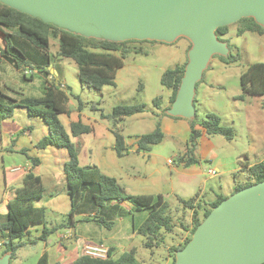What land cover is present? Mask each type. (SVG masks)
<instances>
[{
	"label": "rangeland",
	"instance_id": "rangeland-1",
	"mask_svg": "<svg viewBox=\"0 0 264 264\" xmlns=\"http://www.w3.org/2000/svg\"><path fill=\"white\" fill-rule=\"evenodd\" d=\"M228 27V33L219 38L233 49V54L238 53V55L231 62H226L217 54L210 58L201 81L195 86L193 100L195 116L192 119L164 114L166 106L169 105L170 90L161 84V76L165 70L183 65L187 61V52L191 43L183 36L177 37L172 42L134 40L128 43V46L140 47L144 51L127 53L123 59V66L117 69L115 84L105 85L101 90L81 86L76 63L70 58L57 55L58 42L52 35H49L47 52L39 50L22 37L11 36L10 44L20 48L27 57L28 65L24 67V63H21V68L16 69L7 61L0 62V100L6 103H11L6 99L7 96L41 95L45 89L47 76L40 67L47 65L48 68L52 66L57 70L56 74L50 72L48 78L64 83L69 93L71 112L69 115L58 116L65 130L70 134L69 122L78 120L93 128L90 133H83L77 137L70 135L71 141L79 148L78 159L81 165L95 164L102 168L104 164L116 161L127 166L130 172L140 175L156 166L158 170L155 171L154 176L159 178L161 185L166 188L163 192L167 194L168 214L174 231L164 233V240L157 247L140 246L141 259L146 261L144 264H167L166 260L169 257L168 264H171L170 247L177 244L180 239V224L189 225L191 220V209L183 205L179 198L187 199L198 195L200 204L207 206L216 195L228 197L233 193L237 183L244 184L251 180L248 172L242 168L245 167V163L255 164L264 160V94H244L243 98L238 97L243 94L241 74L250 63L264 62V27L260 32L246 31L242 35L236 34L238 22ZM23 68L33 71L32 78H28L31 72L26 74L27 77L23 75ZM75 96L83 103L80 111ZM155 98L159 99L157 105L154 103ZM138 103L145 105L144 111L119 119L117 127L130 145L141 134L152 132L156 122L160 121V129L164 136L161 142L151 146V157L156 160L154 165L150 162L151 159L145 162L141 154L131 150L122 157L118 156L112 147L114 138L110 132L111 121L101 117L110 114L115 105ZM208 113L218 115L221 125L230 128L233 137L227 139L221 134H203L198 139L197 149L192 154L196 160L186 164L184 168L185 162H178L176 154L185 155L191 129H201V121ZM27 127L31 129V133L27 134L29 137L19 133V130ZM47 133L48 129L42 117H29L23 106H15L12 116L2 121L0 209H3V200L10 199L14 189L21 185V181L18 180L6 187L4 172L11 170L12 167L24 165L27 158L32 164L31 157L34 156H37L41 162L34 166L33 172L41 176L45 187V196L33 200L34 205L43 207L44 200L54 201L64 197L62 193L65 189V176L62 168L66 160V150L54 145H49L46 149H36L32 146ZM147 154L144 152L142 155L147 157ZM168 158L173 160L172 165L167 162ZM131 165L136 169H131ZM114 167V170L119 171L116 164ZM173 168L185 169L192 175L183 183L181 176L174 172ZM209 169L215 170V174H208ZM171 185L174 191L169 188ZM58 190L61 192L56 195ZM93 190L94 185H88L83 192V200H79L78 197L74 200L75 221L71 232L75 231L77 235L75 238L87 236L98 226H103L101 230L107 231L105 225L97 219L102 217L106 223L110 222L109 219L119 216L117 211L110 209L109 216L112 219L105 217L91 200L90 194ZM56 206L59 209L55 206L45 209L48 226L66 222V214L62 213L60 206ZM93 207L99 209L97 215L91 214ZM122 215L126 216L127 221L132 222L130 214L122 213ZM5 220L6 211L0 213V222ZM3 238L5 233H0V241ZM33 238H35L33 234H23L15 240L24 245L17 250L12 264H36L45 249V242L38 238L30 244L29 241ZM55 239H57L55 234L48 237L51 243ZM141 241L143 236L136 234L133 239L134 244H140ZM3 250L4 247L0 246V254Z\"/></svg>",
	"mask_w": 264,
	"mask_h": 264
},
{
	"label": "trees",
	"instance_id": "trees-1",
	"mask_svg": "<svg viewBox=\"0 0 264 264\" xmlns=\"http://www.w3.org/2000/svg\"><path fill=\"white\" fill-rule=\"evenodd\" d=\"M237 22V35H242L246 31L260 32L263 29V26L257 24L251 17H243ZM228 30V26L218 27L215 31L218 39H220L219 36L226 35ZM0 35L2 39V43L0 42V60L3 59L7 61L16 69L21 68V63H24L25 67L28 65V61L26 55L20 48L10 44L9 41L11 36L17 35L22 37L39 50L47 52L49 48V35H52L58 42L57 55L70 58L76 63L78 80L81 86L87 89L101 90L105 85H114L117 69L123 66V59L126 54L129 52L144 51L140 47L135 48L128 46V43L134 40L115 42L93 37H84L59 29L51 24L44 23L38 18L31 17L2 3H0ZM228 48L229 53L227 56H219L226 62H231L235 60L238 53L233 54V49L230 48L229 45ZM186 62L183 65H176L173 68L167 69L162 73L161 84L166 89L170 90L169 105L165 110L171 105L175 98ZM40 68L39 69L47 76L44 92L41 95L5 97L11 103L0 100V128L2 121L12 116L15 106L25 107L31 118L35 116L42 117L47 126L48 133L35 143V147L38 149H45L49 145H54L66 150L67 159L63 164V172L66 177L67 194L71 198L72 205L69 212L65 215L66 222L48 226L45 220V209L33 203V200L43 196L44 186L41 176L33 172L34 166L38 165L40 160L39 158L31 157L33 162L32 168L24 172L21 185L14 189L13 196L6 202V220L0 222V233H5V238L2 240L4 250L0 256L5 253H10L9 264H12V260L16 257L17 250L24 245V243L15 242V240L23 234L29 235V228L31 225L42 224V229L40 235L29 241L30 244L35 242V239L38 238L47 241L48 237L51 234H55L58 230L69 227V225L72 227L74 224L72 220L75 218L74 200L77 197L79 200H83V192L88 185H94V190L90 194L91 200L99 208L103 207L106 202L111 200L127 199L137 208L148 209V216L137 227L136 231L138 234L145 237V247L152 248L153 246H159L164 240V233L174 231L170 215L168 214V202L164 199L162 194H127L122 190L114 176L104 173L96 165H81L79 163V148L71 141L70 135L77 137L80 134L89 133L92 128L78 120L69 122L70 134L65 130L58 116L59 114L69 115L71 112L69 107L70 97L66 90V85L60 81H55L54 79L50 80L48 78L50 71L47 65ZM24 70L25 68H23V71ZM23 75L27 77L24 73ZM32 75L33 73H31L28 78H32ZM240 82L243 94L239 95V98H243L244 94L263 95L264 62L255 61L250 63L241 74ZM75 98L78 100V110L80 111L83 103L79 97L75 96ZM158 102L159 99L155 98L154 103L157 105ZM144 109L145 105L142 103L119 104L112 108L110 114L101 116L111 121V131L114 136V149L118 155H122L126 150L124 137L117 127L118 120L125 116L143 112ZM164 114L168 115L166 111H164ZM200 125L201 129H191L185 155L178 157L184 160L185 164L193 163L196 160L192 154L197 149L198 139L203 133L207 135L221 134L227 139L233 137L232 130L222 126L219 116L214 113H208L206 118L201 121ZM27 131L30 133L31 129L27 127L24 132ZM163 136V132L160 129V121L158 120L152 132L144 133L137 137V149L148 151L152 145L161 142ZM245 166L251 180L244 184L237 183L234 186L233 192L264 180V160L251 165L246 163ZM224 198H226V196L218 195L208 203L207 206H202L200 202H196L198 195L191 196L187 199L179 198L183 205L191 209V227L188 235L182 242L170 247L172 253L171 264L174 263L175 252L183 248L190 239L196 226L210 212L211 208ZM94 215H97V213ZM97 220L100 223L102 222L105 226H109L110 224L109 222L104 223L102 217ZM36 264H49L46 251L42 252ZM71 264L142 263L136 258V249L131 247L129 250L122 252L118 257H113L109 249V255L106 259H97L80 255L74 259ZM261 264H264V262Z\"/></svg>",
	"mask_w": 264,
	"mask_h": 264
},
{
	"label": "water",
	"instance_id": "water-1",
	"mask_svg": "<svg viewBox=\"0 0 264 264\" xmlns=\"http://www.w3.org/2000/svg\"><path fill=\"white\" fill-rule=\"evenodd\" d=\"M44 23L84 37L109 41L186 37L191 46L175 98L166 109L192 119L195 86L210 58L227 56L215 33L243 17L264 27V0H0ZM10 253L0 256L9 264ZM264 262V180L245 186L213 206L196 226L173 264Z\"/></svg>",
	"mask_w": 264,
	"mask_h": 264
},
{
	"label": "crops",
	"instance_id": "crops-1",
	"mask_svg": "<svg viewBox=\"0 0 264 264\" xmlns=\"http://www.w3.org/2000/svg\"><path fill=\"white\" fill-rule=\"evenodd\" d=\"M0 42L2 43L1 35H0ZM5 60H0V62H4ZM11 65V64H10ZM12 66V65H11ZM13 67V66H12ZM15 68V67H13ZM50 72L53 74L57 73V70L54 69L52 66L49 67ZM10 74V71H9ZM167 107V106H166ZM264 107V105H263ZM25 129L19 130V133L23 134H30L27 132H24ZM93 130V128H92ZM91 130V131H92ZM90 131V132H91ZM89 132V133H90ZM110 132L113 135L110 127ZM204 134V133H203ZM202 134V135H203ZM201 135V136H202ZM28 136V135H27ZM29 137V136H28ZM114 138V136H113ZM114 141V140H113ZM112 144V142H111ZM124 145L126 147V150L122 153V155H118L122 157L125 153H128L129 150L137 152L141 154L143 161L148 162L151 159L152 165L156 163V160L151 157V147L148 151H142L137 149V139L134 143H131L128 145L126 140L124 139ZM34 148L35 144L32 145ZM112 147L114 148V142L112 144ZM37 149V148H36ZM46 149V148H45ZM116 152V151H115ZM144 152H147V157L145 155H142ZM181 154L177 153L176 157L178 162L184 161L181 160L180 157ZM38 158L37 156H34ZM66 159H67V153H66ZM169 159V158H168ZM40 160V159H39ZM66 161V160H65ZM31 161L29 158L26 159L25 164L30 163ZM41 162V161H40ZM39 162V164H40ZM184 163V162H183ZM182 163V164H183ZM119 168V171L114 170V165ZM246 164V163H245ZM95 165V164H94ZM172 165V163L170 164ZM249 165H251L249 163ZM32 164H30V168H32ZM183 167L186 168V164H183ZM29 168V169H30ZM60 168V167H59ZM100 168V167H99ZM131 169H136L133 165L130 166ZM247 171L246 166L242 167ZM104 173L109 174L111 176H114L122 190L127 194H162L164 199H166V195L163 191H165L166 188H164L159 178L154 176L155 171L158 169L155 167H152V169L149 172H145L143 174H138L135 172H130L127 168V166H124L116 161H112V163H106L102 168H100ZM175 169V168H173ZM113 170V172H111ZM63 171V168H62ZM111 172V173H110ZM174 172L178 173L181 176V179L183 180V183L186 182L187 178L192 175L191 172H187L185 169H175ZM64 173V172H63ZM24 172H12L11 170L4 172V182L5 186L8 187L12 183L17 182L18 180L21 181L22 176ZM65 176V174H64ZM44 186V185H43ZM19 187V186H18ZM17 188V187H16ZM171 191H174L173 186H169ZM45 191V187H44ZM61 191L58 190L56 195H59ZM64 196L61 199L52 200L48 199V201L44 200L43 208H49L55 206L56 209H59L56 205L60 206L62 208L61 211H63V214H67L69 210L71 209L72 201L70 196L67 194L66 190V177H65V189L62 193ZM45 196V192L43 193V197ZM218 196V195H216ZM215 196V197H216ZM9 199L3 200L2 207L3 209H0V213H5L6 211V202ZM196 202H200L199 199H197ZM100 209V210H99ZM99 209L93 207V211L91 214H96L97 210L102 211L105 217L111 218L109 216V210H115L119 214L117 218H111L109 219V226H105V229L107 231H102L101 227L98 226L95 229L97 230H91L92 232L87 234V236H80V238H75L77 235L75 231L72 230L71 232V226L68 228H62L55 232L56 238L52 243L47 241L45 242V249L47 255H48V263L49 264H71L74 259H76L81 254L82 246L86 243H103L107 245L111 251V254L113 257H118L121 255L122 252L129 250L131 247H134L136 249V258L144 264L146 261L141 259V248L140 246H144L145 237L143 236V241H141L140 244H134L133 239L137 233L136 229L137 227L146 219V217L149 214V210L146 208H137L132 202H130L127 199L122 200H111L106 202V204L103 207H100ZM122 213L130 214L132 217V222L130 223L127 221L126 216H123ZM75 217V216H74ZM75 221V218L72 220ZM181 230H180V239L178 243L182 242L184 238L188 235L189 229L191 227V223L189 225L180 224ZM42 229V224H34L31 225L29 228L30 235L33 234V236L37 237L40 235ZM73 229V228H72ZM65 234L66 236L62 237L61 235ZM62 238V239H61ZM1 245L4 247L3 241H0ZM48 243L50 246H48ZM145 247V246H144ZM148 248V247H146ZM170 256V255H169ZM170 262V257L167 258L166 263L168 264Z\"/></svg>",
	"mask_w": 264,
	"mask_h": 264
},
{
	"label": "built area",
	"instance_id": "built-area-1",
	"mask_svg": "<svg viewBox=\"0 0 264 264\" xmlns=\"http://www.w3.org/2000/svg\"><path fill=\"white\" fill-rule=\"evenodd\" d=\"M1 55V51H0ZM32 73L33 71L31 69L24 70V74ZM63 86V85H62ZM167 162L169 164L173 163V160L171 158L167 159ZM30 168V163L24 164L22 166H15L11 168L12 172H25ZM208 174L214 175L215 170L209 169ZM62 237L66 236L65 234L61 235ZM1 245V243H0ZM85 255L91 258H97V259H106L109 255V247L103 243H86L82 246L81 254Z\"/></svg>",
	"mask_w": 264,
	"mask_h": 264
}]
</instances>
